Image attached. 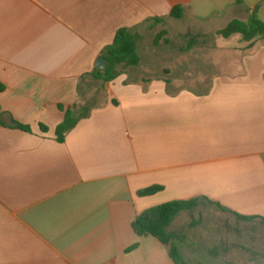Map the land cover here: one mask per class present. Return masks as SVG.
<instances>
[{
	"label": "crops",
	"instance_id": "0c3cea01",
	"mask_svg": "<svg viewBox=\"0 0 264 264\" xmlns=\"http://www.w3.org/2000/svg\"><path fill=\"white\" fill-rule=\"evenodd\" d=\"M236 2L0 0V108L31 128L0 126V264H176L169 246L137 236L131 223L152 206L199 196L256 218L240 221L242 236L218 225L211 240L206 228L195 241L178 237L182 258L264 264V37L249 45L216 35L219 51L197 56L209 73L189 66L200 76L190 87L120 74L63 142L55 136L58 105L77 110L92 95L95 62L119 28L139 40L158 17L181 22L183 33H216L241 8L264 21V0ZM177 5L182 16L170 17ZM153 185L163 188L137 195ZM215 245L227 249L211 256Z\"/></svg>",
	"mask_w": 264,
	"mask_h": 264
},
{
	"label": "trees",
	"instance_id": "16d2710c",
	"mask_svg": "<svg viewBox=\"0 0 264 264\" xmlns=\"http://www.w3.org/2000/svg\"><path fill=\"white\" fill-rule=\"evenodd\" d=\"M236 3H241V0H237ZM183 14V8L180 5L174 6L170 12V17L180 18ZM155 23H160L163 18H154ZM161 31L156 34L154 38V44H157L164 34ZM234 34H239L243 41L252 44L255 38L264 37V21L261 20L256 10L254 9L248 14L245 20L239 18L231 19L224 27L216 31V35L222 38H229ZM139 35L134 33L130 28H119L113 38L111 44H109L103 51L102 55L106 60L107 66L104 71L94 69L92 77L99 79L102 82H111L118 75H120L119 69L123 68H135L139 66L141 58L138 54L137 41ZM4 86L0 83V90H3ZM59 109L64 112L63 120L55 128V136L58 142H63L65 134L75 127L77 122L89 116L92 108L95 107L93 101H86L83 105L73 108L64 109L61 105H58ZM0 126L8 127L12 129H18L24 132H31L30 126L22 124L15 120L9 113L3 112L0 108ZM41 131H47V127L40 124ZM163 187L160 185H153L143 188L137 191L139 196H148L160 191ZM205 204L211 205L219 209L222 212L230 213L235 216L239 221H249L256 217L243 216L228 210L221 206L219 203L210 200L205 196H199L190 198L188 200H171L155 206H152L143 212L139 213L133 219L131 226L134 233L137 236H152L156 238L160 243L169 246V254L176 264H189L180 255L175 240L178 239L177 235L168 231V227L174 221V219L182 212H190L194 210L198 205ZM264 222V218H260ZM192 220L191 225L194 226L198 223ZM137 244L132 245L128 250L136 247ZM227 246H213L207 250V253L211 256H217ZM241 248H244L241 246Z\"/></svg>",
	"mask_w": 264,
	"mask_h": 264
},
{
	"label": "rangeland",
	"instance_id": "374dc122",
	"mask_svg": "<svg viewBox=\"0 0 264 264\" xmlns=\"http://www.w3.org/2000/svg\"><path fill=\"white\" fill-rule=\"evenodd\" d=\"M244 11L241 8L235 11L234 15L244 20L248 16V12ZM174 24H176V27L171 25L169 21H165L164 23L156 24L154 27L140 28L138 53L141 56V62L139 66L119 69L120 74L127 76L126 80H128V83H137L132 81L139 79H169L170 81L175 80L176 86L190 87L194 85L195 80L200 76L195 74L189 66H193L196 73H209V61L206 58H197V56L201 53L211 55L213 52L219 51L216 33L214 31L209 33L198 32L195 28H188L183 33L184 28H179L182 23L176 22ZM161 31L165 33L159 42L154 44L156 34ZM221 57L217 60L222 64H219L221 70H230L228 58L225 55ZM205 81L207 80L205 79ZM104 86L105 82L99 79H90L86 94L92 95L84 100V102L93 101L95 106L100 105L105 96ZM198 219H200L199 224L192 227L189 226L190 221H197ZM247 224V227L250 226L249 223ZM218 225L221 230L220 232L225 233H227L228 229L234 228L237 236H242V232L245 230V224L234 220L231 214L205 204L198 205L190 212L182 211L174 219L170 230L174 231L181 240L185 238L195 241L198 235L196 229L206 228L209 233L208 238L211 240L213 238L211 229ZM215 237H217V234H214V239ZM240 242L244 243L243 240H237L236 246H239ZM175 244L177 246L176 242Z\"/></svg>",
	"mask_w": 264,
	"mask_h": 264
},
{
	"label": "water",
	"instance_id": "95a60500",
	"mask_svg": "<svg viewBox=\"0 0 264 264\" xmlns=\"http://www.w3.org/2000/svg\"><path fill=\"white\" fill-rule=\"evenodd\" d=\"M106 66H107V63L103 56H100L95 62L96 69L100 71H104L106 69Z\"/></svg>",
	"mask_w": 264,
	"mask_h": 264
}]
</instances>
